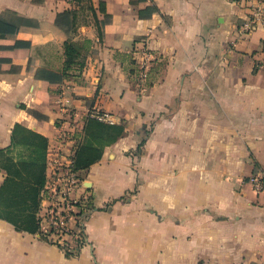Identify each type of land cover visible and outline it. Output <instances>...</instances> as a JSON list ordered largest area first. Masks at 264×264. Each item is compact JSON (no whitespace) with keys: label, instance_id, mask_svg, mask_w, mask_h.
I'll use <instances>...</instances> for the list:
<instances>
[{"label":"crops","instance_id":"1","mask_svg":"<svg viewBox=\"0 0 264 264\" xmlns=\"http://www.w3.org/2000/svg\"><path fill=\"white\" fill-rule=\"evenodd\" d=\"M257 6L0 0V264H264V193L247 182L264 169V23L238 38ZM67 40L85 46L84 68L38 78L64 72ZM95 110L124 133L81 162L91 246L69 258L38 237L24 193L49 172L67 112L84 128ZM31 214L37 228L18 230Z\"/></svg>","mask_w":264,"mask_h":264},{"label":"built area","instance_id":"2","mask_svg":"<svg viewBox=\"0 0 264 264\" xmlns=\"http://www.w3.org/2000/svg\"><path fill=\"white\" fill-rule=\"evenodd\" d=\"M233 3L250 6L252 13L239 26L238 38H246L259 23H264V9L259 5L264 0H231ZM156 56L146 53L144 61L136 68L139 84L146 85ZM70 123L60 130L57 145L50 151L49 172H46L45 184L41 190V204L38 214L40 231L38 237L57 247L69 258L78 257L91 246L87 224L94 213L93 195L85 185V171L76 165V152L83 137V126L76 121V114L68 111ZM89 118L113 124L111 115L95 110ZM247 182L258 195L264 193V169L252 174Z\"/></svg>","mask_w":264,"mask_h":264},{"label":"trees","instance_id":"3","mask_svg":"<svg viewBox=\"0 0 264 264\" xmlns=\"http://www.w3.org/2000/svg\"><path fill=\"white\" fill-rule=\"evenodd\" d=\"M91 2V0H89ZM71 13L66 12L64 14L59 15V19L63 17H68ZM17 22V23H15ZM24 22L23 19L17 18L15 21H13L12 25H20ZM58 22V20H57ZM107 21H99L96 20V26H97V32L99 36V42H103L104 38V31L103 27ZM85 46H81L78 43L67 40L65 42L64 51L66 56V66L64 68V72L59 75L56 73H45V72H39L37 73V77L40 79H45L50 82H56L61 81L65 74H67V71L71 70L72 67L77 69L79 72L84 68L86 57L84 56ZM124 133V128L120 126H111L106 125L101 122H99L96 119L90 118L84 128H83V137L82 142L77 148L76 152V165L79 170L87 171L88 170V164L87 163H81L84 159H90V158H96L100 157L103 152V148L106 145H109L110 143L115 142L121 135ZM45 177L46 172H44L42 179L39 183V185L34 189V198L30 197V193L27 191L24 193L26 196V199L29 200L30 204L26 208L29 210H37L40 208L41 204V190L44 187L45 184ZM8 183V181H6ZM14 186H17V184H14ZM4 190V186L2 187L1 191ZM28 205V204H27ZM23 206V205H22ZM35 215L31 214L28 219L25 220V223L18 224L15 222V226L18 230H24L27 232H33L37 228Z\"/></svg>","mask_w":264,"mask_h":264}]
</instances>
